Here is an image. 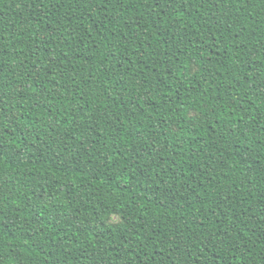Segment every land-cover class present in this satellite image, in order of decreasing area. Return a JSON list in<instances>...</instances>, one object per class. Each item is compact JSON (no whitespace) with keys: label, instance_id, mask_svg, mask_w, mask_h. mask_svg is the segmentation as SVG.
<instances>
[{"label":"trees","instance_id":"16d2710c","mask_svg":"<svg viewBox=\"0 0 264 264\" xmlns=\"http://www.w3.org/2000/svg\"><path fill=\"white\" fill-rule=\"evenodd\" d=\"M0 264H264V0H0Z\"/></svg>","mask_w":264,"mask_h":264}]
</instances>
